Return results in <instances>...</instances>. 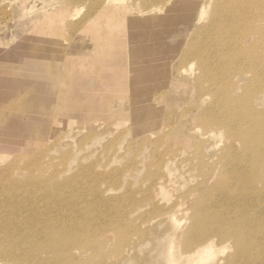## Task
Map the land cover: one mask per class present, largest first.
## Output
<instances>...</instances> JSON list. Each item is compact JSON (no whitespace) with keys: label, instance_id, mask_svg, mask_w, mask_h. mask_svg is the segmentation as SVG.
<instances>
[{"label":"rangeland","instance_id":"1","mask_svg":"<svg viewBox=\"0 0 264 264\" xmlns=\"http://www.w3.org/2000/svg\"><path fill=\"white\" fill-rule=\"evenodd\" d=\"M105 1L92 9L89 3L69 8L65 0H0V242L41 249L30 264H169L171 256L172 264H226L238 247L218 234L213 250L180 257L197 244L185 236L200 231L191 221L195 203L207 216L258 212L255 222L264 230V194L257 210L226 202L234 191L230 174L239 167L231 164L225 172L223 135L216 131V141L203 152L194 145L204 127L192 125L190 137L179 140L176 111L207 105L191 100L197 63L191 61L190 73L177 78L185 81L183 94L161 66L167 58L177 60L172 50L182 49L203 23L196 26L195 13L179 2L173 10L166 1L148 7L133 2L144 15L139 23L151 24L117 32L106 28L101 12L132 1ZM130 33L134 53L126 59L113 42L128 40ZM200 46L216 65L217 47ZM113 60L129 63L122 69ZM138 71L143 79L135 80ZM174 94L182 98L168 103ZM147 106L156 125L147 124ZM263 144L258 137L259 157L250 161L255 187L264 179V166L258 167ZM16 228L27 234L7 240V229ZM41 229L57 234L51 244L45 245ZM85 233L86 240L79 238ZM263 238L256 239L261 256ZM49 247L59 254H49Z\"/></svg>","mask_w":264,"mask_h":264},{"label":"bare ground","instance_id":"2","mask_svg":"<svg viewBox=\"0 0 264 264\" xmlns=\"http://www.w3.org/2000/svg\"><path fill=\"white\" fill-rule=\"evenodd\" d=\"M110 1L117 4L123 0ZM130 1H132L130 4H125L122 7L116 6L112 12H101L107 19V22H105L107 29L117 28V32H120L127 28L128 31L132 32L136 28L144 30L151 24V22L143 25L139 23L138 19L144 15L138 11L139 9L133 5V2H140L143 6L148 7L151 4L166 1L164 5L172 6L169 8L170 10L175 9L177 7L176 3L179 2L185 5L180 8L183 7L191 15L195 13L196 26L203 23L201 25L204 30H200L203 33L200 32L201 34H198V30L202 26L198 27V30L195 28L188 42L184 43V47L182 46V49L178 51L172 50L179 54L177 60L173 62V59L167 58L161 65L171 72L174 77V82H171L173 88L180 86L183 94L185 81H178L177 78L190 73L189 71L192 68L191 61H195L198 73L190 83L195 93L191 100L196 104L201 101H207L206 107L202 109L195 107V110L191 112L186 109L176 111V124L180 125L181 129L179 140L182 138L187 140L190 137L189 131L192 125L202 126L206 129V132L203 133V138L198 143H195L196 145L194 146L197 151L203 152L212 145L211 142L216 141L218 136L216 131L222 134L228 159L225 162V172L227 173L228 166L231 164L239 167L236 172L230 174L231 187L234 191L230 193L226 202L233 206L249 204L251 208L256 206L257 210L258 205L262 204L261 198L264 194V185L262 186V183L264 179L260 177L259 179L262 178L263 180H260V184L255 187L252 162L250 161L259 157L254 150L258 137L264 139V0ZM78 3H89L88 6L92 9L96 5L97 7L98 5H103V7L107 5L105 0H65V6L69 8L75 7L73 5ZM186 4L189 6H186ZM162 11L164 9H157L159 14ZM193 22L194 19L192 20ZM192 27H195L194 23ZM190 31L191 28L189 27L187 32L183 31L180 33L178 31L175 35L176 37H179V35L183 37L185 33ZM130 34L128 35V40L119 38L113 42L121 48L122 57L126 59L132 57L134 53V48L131 44L133 40L132 33ZM143 38L146 37L143 36ZM201 44H207L210 48H213V46L217 47L219 61L216 65L212 64L213 57L210 52L207 53L200 46ZM129 46L131 48L128 50ZM112 63L119 65L123 69L129 62L113 60ZM142 65L143 62L138 61L137 69ZM139 75L140 71L132 74V78L135 80L143 79L139 78ZM175 96L180 97L178 94H174L167 102L176 101ZM193 106L195 104L190 105V107ZM146 111L147 124H150V126L156 125L153 122L156 115L150 112L148 106ZM143 143H148V139H145ZM238 143L240 145L239 149L234 146ZM192 146L193 144H189V148ZM261 166H264V160L258 167ZM198 204V202L195 203L197 208L194 211L192 209L193 219L191 218V221L193 227H199L200 231L190 230L185 235L187 238H193L197 244L187 247V250L180 257L201 256L207 250H213L214 235L218 234L217 237H221L222 242L231 240L233 245L238 247V251L229 258L226 264H264V254L261 256L259 252L261 245L256 243V239L264 237V230L258 229L255 222V213L257 215L258 212L254 214L247 212V210L236 213L228 212L232 216L214 217L207 216L205 210L198 208ZM184 218L186 219V217ZM0 225L3 226V224ZM206 227L211 233L201 232ZM6 234H9L5 236L6 239L11 240L17 235L24 236L27 232L16 228L7 229ZM39 234L45 238L46 246L51 244L57 235L50 229H41ZM86 237L87 234L85 233L79 238L86 240ZM19 248L17 244L6 246L0 242V262L5 259L11 264H30V259L43 252L38 248ZM47 250L45 251L51 255L59 254L56 250H51L50 247ZM67 251V249L63 250V252ZM162 252L161 257L168 258V248H162ZM174 260V257L171 256L169 264H172ZM222 263L221 260H215L213 264Z\"/></svg>","mask_w":264,"mask_h":264}]
</instances>
